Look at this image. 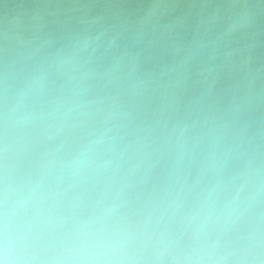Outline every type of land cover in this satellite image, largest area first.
<instances>
[{"label":"clouds","instance_id":"9594fccd","mask_svg":"<svg viewBox=\"0 0 264 264\" xmlns=\"http://www.w3.org/2000/svg\"><path fill=\"white\" fill-rule=\"evenodd\" d=\"M242 6L231 31L249 26ZM252 107L250 89L179 101L102 36L6 44L0 264H264V100L259 124Z\"/></svg>","mask_w":264,"mask_h":264},{"label":"water","instance_id":"95a60500","mask_svg":"<svg viewBox=\"0 0 264 264\" xmlns=\"http://www.w3.org/2000/svg\"><path fill=\"white\" fill-rule=\"evenodd\" d=\"M245 3L252 5L249 26L231 31ZM86 34L170 78L179 101L225 106L250 89L259 124L264 0H0V88L6 44L9 54L54 50Z\"/></svg>","mask_w":264,"mask_h":264}]
</instances>
